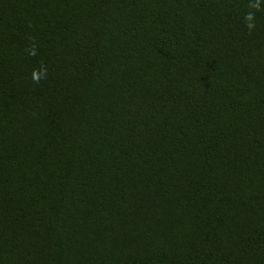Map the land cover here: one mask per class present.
<instances>
[{"label": "trees", "instance_id": "1", "mask_svg": "<svg viewBox=\"0 0 264 264\" xmlns=\"http://www.w3.org/2000/svg\"><path fill=\"white\" fill-rule=\"evenodd\" d=\"M0 264H264V0H0Z\"/></svg>", "mask_w": 264, "mask_h": 264}]
</instances>
